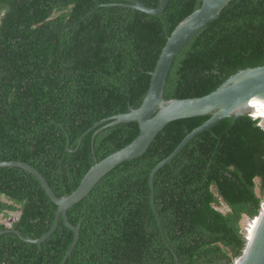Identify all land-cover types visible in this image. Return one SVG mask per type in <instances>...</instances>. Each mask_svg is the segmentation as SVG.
<instances>
[{"label": "trees", "instance_id": "trees-1", "mask_svg": "<svg viewBox=\"0 0 264 264\" xmlns=\"http://www.w3.org/2000/svg\"><path fill=\"white\" fill-rule=\"evenodd\" d=\"M202 1L170 0L152 15L108 5L125 3L117 0H0V161H26L58 196L72 193L91 166L139 135L137 121L94 126L142 104L168 37ZM262 64L264 0H231L176 56L164 97L207 95ZM211 115L170 122L70 208L81 227L67 259L74 232L61 218L41 244L2 234L0 264H233L247 243L242 220L264 202L261 118L226 117L197 134L158 170L156 210L151 200L153 168ZM57 208L34 174L0 167V214L19 213L0 231L39 238Z\"/></svg>", "mask_w": 264, "mask_h": 264}, {"label": "water", "instance_id": "water-1", "mask_svg": "<svg viewBox=\"0 0 264 264\" xmlns=\"http://www.w3.org/2000/svg\"><path fill=\"white\" fill-rule=\"evenodd\" d=\"M117 1H125V3H109L108 5H126L152 15H157L164 12L170 0H161L160 5L157 7L148 6L141 0ZM230 1L203 0L200 8L185 17L168 37L156 67L151 72V84L142 104L137 108L130 107L128 112L119 113L95 124L94 128L98 126L105 128L122 122L137 121L140 125V133L131 143L91 166L79 186L72 193L62 197L58 196L44 174L26 161H0V167H20L34 174L40 180L42 187L50 199L58 205L52 228L41 237H25L20 230L15 228L0 231V236L5 232H14L27 242L41 244L57 229L59 221L62 218L65 225L74 232V240L67 252V259L80 238L81 227V222L77 225L71 223L68 217V210L88 196L99 180L117 165L145 153L167 124L181 118L212 114L202 125L187 134L175 150L153 168L150 175V188L152 206L155 210L154 177L156 173L161 167L172 162L175 156L197 134L211 128L226 117H231L235 121L240 116L250 115L253 118H261L264 123V64L238 70L236 73L230 75L217 89L204 96L172 99L164 97L167 77L176 56L210 21L220 15L222 9ZM99 130L94 133L93 138ZM82 138L83 136L79 138L77 148L74 150L70 149V151L78 149ZM157 218L160 221L158 213ZM255 219H260L259 225L255 229V234L250 238L249 228L247 229L246 246L243 253L235 259L233 264H264V202L262 203L260 213Z\"/></svg>", "mask_w": 264, "mask_h": 264}, {"label": "rangeland", "instance_id": "rangeland-1", "mask_svg": "<svg viewBox=\"0 0 264 264\" xmlns=\"http://www.w3.org/2000/svg\"><path fill=\"white\" fill-rule=\"evenodd\" d=\"M260 124H262L264 126V123L262 121L260 122ZM257 181L259 183V180H257ZM257 191L259 192V188L258 187H257ZM18 216H19L18 212L12 213L10 217H5L3 214H0V221L1 222H6V223H8V225H10L11 221L14 218H17ZM254 222H255V220L252 221L248 217H244L243 218L242 225H243V228H244L245 232H247L248 228H249V230H248L249 232L252 231ZM254 225H255V229H256L258 227V225H259V222H256ZM254 234H255V232H254Z\"/></svg>", "mask_w": 264, "mask_h": 264}, {"label": "bare ground", "instance_id": "bare-ground-1", "mask_svg": "<svg viewBox=\"0 0 264 264\" xmlns=\"http://www.w3.org/2000/svg\"><path fill=\"white\" fill-rule=\"evenodd\" d=\"M257 220V219H256ZM260 221V219L257 220V222ZM256 222V221H255ZM254 232H255V225L253 226V229H252V233H251V237H250V234H249V237L252 238V236L254 235Z\"/></svg>", "mask_w": 264, "mask_h": 264}, {"label": "built area", "instance_id": "built-area-1", "mask_svg": "<svg viewBox=\"0 0 264 264\" xmlns=\"http://www.w3.org/2000/svg\"><path fill=\"white\" fill-rule=\"evenodd\" d=\"M8 224V223H7ZM11 224V223H10Z\"/></svg>", "mask_w": 264, "mask_h": 264}, {"label": "clouds", "instance_id": "clouds-1", "mask_svg": "<svg viewBox=\"0 0 264 264\" xmlns=\"http://www.w3.org/2000/svg\"><path fill=\"white\" fill-rule=\"evenodd\" d=\"M257 118V117H256Z\"/></svg>", "mask_w": 264, "mask_h": 264}]
</instances>
